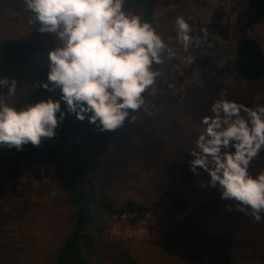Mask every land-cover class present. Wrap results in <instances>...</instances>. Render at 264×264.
<instances>
[{"label":"rangeland","instance_id":"374dc122","mask_svg":"<svg viewBox=\"0 0 264 264\" xmlns=\"http://www.w3.org/2000/svg\"><path fill=\"white\" fill-rule=\"evenodd\" d=\"M134 4L127 0L126 8ZM177 16L187 20L200 41L187 51L175 40ZM244 17L250 19L244 37L258 42L264 58V12L255 14L247 0L152 4L146 20L177 55L156 66L161 72L157 85L145 93L135 122L126 120L114 132L98 129L90 171L99 194L117 206L129 198L148 210L133 224L126 215L109 218L94 264H264V219L257 223L233 201L221 199L217 188L202 187L209 175L194 174L188 164L204 130L201 119L211 115L215 99L264 105V73L248 79L234 66L243 39L238 19ZM54 46L53 35L28 24L22 0L0 1V78L16 81L15 96L0 86L4 102L19 110L49 97L60 99L58 88L41 86ZM188 56L194 58L190 64ZM66 151L54 138L23 150L0 147V264L55 263L74 223L75 207L65 199L64 168L58 163ZM263 163L264 150L250 164V174L259 173Z\"/></svg>","mask_w":264,"mask_h":264},{"label":"clouds","instance_id":"9594fccd","mask_svg":"<svg viewBox=\"0 0 264 264\" xmlns=\"http://www.w3.org/2000/svg\"><path fill=\"white\" fill-rule=\"evenodd\" d=\"M127 0H22L28 24L55 37L48 51L47 81L41 86L60 90V99L46 100L17 110L0 98V147L23 150L40 146L67 114L114 132L125 121H136L146 96L157 85L160 69L177 52L149 20L126 8ZM175 40L187 51L198 45L183 16L174 21ZM206 35V33H205ZM171 39V38H169ZM193 57H186L187 63ZM15 96L16 81L0 78ZM204 130L195 141L188 164L194 174L206 172L202 187L220 191L238 211L257 223L264 219V171L255 176L249 167L264 150V105L249 107L226 97L215 99ZM59 113V116L57 115ZM229 211L232 205H228Z\"/></svg>","mask_w":264,"mask_h":264},{"label":"trees","instance_id":"16d2710c","mask_svg":"<svg viewBox=\"0 0 264 264\" xmlns=\"http://www.w3.org/2000/svg\"><path fill=\"white\" fill-rule=\"evenodd\" d=\"M154 1L135 0L132 10L146 19ZM249 21L248 17L238 19L243 39ZM61 109L66 115L52 138L67 149L64 162L59 159L58 163L64 168L62 179L67 187L65 199L75 210L73 226L65 235L54 264H94L96 246L104 234L108 219L126 215L133 224L144 217L148 208L129 198L117 206L106 195L98 193L96 181L90 175L95 162L94 142L98 128L87 119L80 121L74 114H67L65 104H61ZM259 169L260 172L264 171V163Z\"/></svg>","mask_w":264,"mask_h":264},{"label":"water","instance_id":"95a60500","mask_svg":"<svg viewBox=\"0 0 264 264\" xmlns=\"http://www.w3.org/2000/svg\"><path fill=\"white\" fill-rule=\"evenodd\" d=\"M255 14L264 12V0H247ZM236 70L245 78L258 79L264 73V58L258 42L250 37L240 41L234 59Z\"/></svg>","mask_w":264,"mask_h":264}]
</instances>
